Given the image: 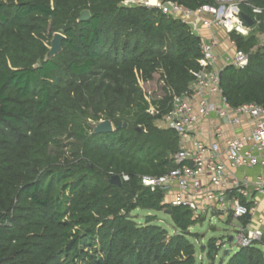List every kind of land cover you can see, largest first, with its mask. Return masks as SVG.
Here are the masks:
<instances>
[{
  "label": "trees",
  "instance_id": "obj_1",
  "mask_svg": "<svg viewBox=\"0 0 264 264\" xmlns=\"http://www.w3.org/2000/svg\"><path fill=\"white\" fill-rule=\"evenodd\" d=\"M248 4L264 0L239 3L253 17ZM83 10L90 18L78 21ZM54 32L65 35L62 51L44 61ZM230 36L249 58L243 69L223 68V94L233 107L262 104L264 50L255 32ZM201 56V38L156 7L0 0V264H195L189 228L203 218L165 202L142 177L175 166L176 133L155 119L187 91ZM101 120L115 130L94 133L91 121ZM111 175L128 180L116 185ZM138 208L168 210L174 232L153 216L137 223ZM206 248L216 254V239ZM224 264H264V254L259 245L240 247Z\"/></svg>",
  "mask_w": 264,
  "mask_h": 264
},
{
  "label": "built area",
  "instance_id": "obj_2",
  "mask_svg": "<svg viewBox=\"0 0 264 264\" xmlns=\"http://www.w3.org/2000/svg\"><path fill=\"white\" fill-rule=\"evenodd\" d=\"M242 1L246 0H216L215 6L190 9L173 1L121 0L124 6L156 7L181 19L201 38L200 69L187 91L174 95L167 111L155 119L158 127L176 133L175 166L161 176H143L142 184L160 189L171 196L168 203L187 207L194 217L210 214L236 222L239 248L264 244V210L260 209L264 203V103L229 105L220 87V72L228 65L243 69L249 53L232 38L230 48L220 51L219 41L205 32L220 27L229 35H250L252 28L238 7ZM248 5L254 14H264V6ZM256 22L262 25L258 46L264 50V18ZM147 112L159 113L152 106ZM256 169L259 172L251 175ZM121 179L126 181L128 176Z\"/></svg>",
  "mask_w": 264,
  "mask_h": 264
},
{
  "label": "rangeland",
  "instance_id": "obj_3",
  "mask_svg": "<svg viewBox=\"0 0 264 264\" xmlns=\"http://www.w3.org/2000/svg\"><path fill=\"white\" fill-rule=\"evenodd\" d=\"M222 31L223 28L221 29ZM223 33V32H222ZM251 34V32H250ZM50 47V44H49ZM98 122L91 121L94 126ZM114 126V125H113ZM66 143V141H65ZM137 223L144 224L147 216H153L155 223L165 228L169 233L174 232V226L169 214L164 211H155L138 208L132 212ZM201 222L193 224L189 230L197 236H189V241L193 244L195 250V264H224L239 249L236 242L234 222L219 220L216 216L211 217L210 214H203ZM232 236L231 241L228 240ZM211 238L216 239L218 250L216 254L207 255V244ZM264 254V244L259 246ZM228 251L227 254H224Z\"/></svg>",
  "mask_w": 264,
  "mask_h": 264
},
{
  "label": "water",
  "instance_id": "obj_4",
  "mask_svg": "<svg viewBox=\"0 0 264 264\" xmlns=\"http://www.w3.org/2000/svg\"><path fill=\"white\" fill-rule=\"evenodd\" d=\"M242 19L249 25L251 26L253 21L252 19L250 18V16L246 15V14H243L241 13L240 14ZM90 18V13L88 10H83L80 14V16L78 17V21H86ZM65 38V35L61 32H54L52 34V38L50 40V47L47 51V53L45 54L44 56V61H47V60H50L51 58H53L56 54H58L59 52L62 51V41L63 39ZM40 62L37 61L35 64H34V67L37 68V67H40ZM222 72H220V75H221ZM123 126V127H126V124L125 123H121L119 122L116 126V128H119L120 126ZM139 129V127L137 128ZM113 130H115V127L113 126V123L110 121V120H101L99 121L95 126H94V129H93V132L94 133H110L112 132ZM108 180L113 183V184H116V185H120L122 183L121 181V178L119 175H111ZM165 213L169 214V211L168 210H164ZM229 241L232 240V236H229L228 238ZM228 251H225L224 254H227Z\"/></svg>",
  "mask_w": 264,
  "mask_h": 264
},
{
  "label": "crops",
  "instance_id": "obj_5",
  "mask_svg": "<svg viewBox=\"0 0 264 264\" xmlns=\"http://www.w3.org/2000/svg\"><path fill=\"white\" fill-rule=\"evenodd\" d=\"M251 19H252V21H253V23H252V25L250 26L251 28H252V31H251V33H253V32H255L256 33V36H257V39H258V43H259V35H260V33H261V31L262 30H258V26L260 25V24H258L257 22H256V20L258 19V17H257V15L255 14L253 17H250ZM244 21V20H243ZM245 22V21H244ZM245 24H247L246 22H245ZM248 25V24H247ZM249 26V25H248ZM222 28H220V27H213V28H211L210 30H208V31H206L205 32V36H207V37H209V36H213V37H215L218 41H219V47H220V51H223V50H225V49H227V48H230V39H231V36L229 35V34H226L224 31H222L221 30ZM223 32V33H222ZM256 172H259V171H257V169L256 170H254V171H251V175H254ZM264 173V172H263ZM165 202H169L170 200H171V196H165L164 195V199H163ZM260 209L261 210H264V203L262 202L261 204H260ZM233 223V222H232ZM231 223V224H232ZM236 224V222H234V225ZM233 225V226H234Z\"/></svg>",
  "mask_w": 264,
  "mask_h": 264
}]
</instances>
